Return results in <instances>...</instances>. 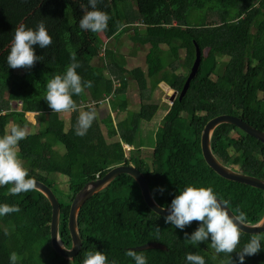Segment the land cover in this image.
<instances>
[{
    "label": "trees",
    "instance_id": "16d2710c",
    "mask_svg": "<svg viewBox=\"0 0 264 264\" xmlns=\"http://www.w3.org/2000/svg\"><path fill=\"white\" fill-rule=\"evenodd\" d=\"M81 4L91 10L88 0H0V136L8 129L10 133L14 124L29 126L32 131H26V137L18 142V154L28 177L52 190L51 176L68 180L66 192L60 198L53 190L61 207L63 244L71 246L67 225L75 195L87 182L102 178L120 165L135 166L143 174L161 207L170 208L171 201L188 185L211 187L235 216L244 213L246 224L257 223L264 215V192L216 175L203 159L200 141L206 123L221 115L240 117L264 132V0H99L97 8L107 13L109 20L107 27L97 33L79 28ZM132 4L136 6L134 12ZM203 11L202 21H192L194 12ZM210 12H216L217 21L206 19ZM41 21L52 37V43L43 49L33 46L35 55L42 59L30 68H8L6 57L16 27L23 24L35 28ZM124 36L148 49L144 69H130L128 73L125 63L115 60V56L122 55L115 48ZM115 39H119L116 47L111 45ZM195 45L201 51L210 50L216 61L203 62L186 96L182 100L177 98L169 108L164 107L167 113L155 135L150 160H129L123 146H136L142 123H150L162 106L145 104L138 114L127 112L126 119L117 127L109 112L103 119L107 137L101 135L103 131L95 118L83 136L76 134L78 109L94 110L89 104L100 102L103 95L121 96L128 85L125 72L134 77L143 91L147 79L170 68L171 74L164 75L161 81L180 93L187 79L186 71L195 59ZM73 53L80 65L76 72L82 83L91 81V87L72 96L77 109L71 111L68 125L64 123L59 129V114L44 99L46 83L65 71L72 63ZM181 54H185L184 59ZM162 57L170 61L164 62ZM98 59L102 64L110 62L107 68L103 67L107 74L94 65ZM181 68L184 73L176 74V69ZM112 72L120 80L119 87H114ZM24 100L28 103L21 111L9 106L10 102ZM123 106L127 111V104ZM100 107L97 105V109ZM45 113L46 125L29 120L31 114ZM211 145L214 155L225 166L264 180L261 142L224 124L214 131ZM11 186H0V204L19 210L0 216V264H9L11 240L19 236L17 227L22 220L36 232L21 236V247L15 252L17 264H83L87 253L97 250L117 264H135L125 252L148 243L162 244L167 250L136 251L144 255L146 264H186L187 253L200 255L205 264H238L237 252L243 245L253 236L264 238V234L240 232L237 248L231 254L215 253L209 247L210 235L194 247L185 240V234L190 236L203 222L193 220L183 229L165 223L166 217L147 207L135 180L122 175L82 207L78 217L82 249L73 259H65L51 247L52 208L46 198L35 190L12 195ZM41 249L44 256L35 258ZM261 249L246 257L244 264H264V240Z\"/></svg>",
    "mask_w": 264,
    "mask_h": 264
},
{
    "label": "clouds",
    "instance_id": "9594fccd",
    "mask_svg": "<svg viewBox=\"0 0 264 264\" xmlns=\"http://www.w3.org/2000/svg\"><path fill=\"white\" fill-rule=\"evenodd\" d=\"M98 2L99 0H88V8L91 10L85 9V6L81 4L83 15L78 24L80 29L97 33L107 27L109 16L97 8ZM51 43L52 37L43 21L37 23L35 28L26 27L23 24L19 25L14 31L11 47L6 57L7 67L11 69L30 68L35 61L42 59V57L35 55L33 46L38 45L43 49ZM70 59L72 63L66 66L65 71L54 75L46 83L44 99L47 101L48 107L54 112L76 110L77 105L72 96L79 95L85 87H91V81H83L82 83L81 76L76 72L80 65L76 61L74 53ZM173 92L176 91L173 90ZM109 99L110 97L105 95L97 104L106 102L107 105ZM171 105L172 102L170 101ZM94 118V110L80 112L76 134L83 136ZM26 134L25 127L13 126L10 133L6 132L0 136V186L11 184L9 192L12 195L30 191L35 187L34 179L28 177L27 169L18 154V142L23 140ZM18 210L16 206L0 204V216ZM170 210L171 213L166 216L165 223L171 222L175 228L183 229L193 220L203 222L190 236L185 234V240L189 241L192 246L195 247L200 242L206 241L210 235L211 244L209 247L214 249L215 253L231 254L237 248L240 238L239 229L245 223L246 216L244 213H240L235 216L234 221L224 203L218 200L211 187L186 186L171 201ZM262 240L264 238L260 236H253L245 243L237 252L238 264H244L246 257L261 251ZM125 255L130 257L135 264H146V258L143 254H138L129 249ZM17 260V254L15 252L10 253L9 264H17ZM185 261L186 264H205L203 257L192 253L185 255ZM83 264H117V261L115 259L108 260L105 252L97 250L87 253Z\"/></svg>",
    "mask_w": 264,
    "mask_h": 264
},
{
    "label": "water",
    "instance_id": "95a60500",
    "mask_svg": "<svg viewBox=\"0 0 264 264\" xmlns=\"http://www.w3.org/2000/svg\"><path fill=\"white\" fill-rule=\"evenodd\" d=\"M195 61L192 66L191 72L185 82V85L180 93L173 92L170 98L171 102H174L177 98L182 100L189 88L190 84L197 76L202 63V51L195 45ZM231 125L235 127L240 132L247 136H250L264 145V132L257 130L253 126L249 125L243 119L231 115H221L209 120L201 134V152L206 165L220 178L227 181L235 182L245 186H249L254 189H258L264 192V180L253 177L242 172H239L233 168L225 166L221 161L217 159L214 155L211 145L212 136L214 131L221 125ZM122 175L130 176L137 183L143 200L147 207L156 215L166 217L171 213L170 208H164L157 204L155 201L148 183L145 180L143 174L135 166L120 165L109 170L105 176L102 178H97L96 180L87 182L82 189L75 195L71 205L68 216V231L71 238V246L67 248L60 237V223H61V207L59 201L54 194L53 190L46 184L39 180H35V190L41 193L52 208V216L50 223V243L51 247L56 254L65 258L73 259L78 255L82 249V239L78 227V217L82 207L85 203L91 199L93 196L105 190L109 187L115 179ZM218 198V197H217ZM218 200L222 201L220 198ZM223 202V201H222ZM224 203V202H223ZM229 215L235 221V214L231 209L224 203ZM240 232L248 235H259L264 234V215L255 224H246L240 226ZM135 251H145V250H163L166 251L167 248L159 243H148L142 247L133 248Z\"/></svg>",
    "mask_w": 264,
    "mask_h": 264
},
{
    "label": "rangeland",
    "instance_id": "374dc122",
    "mask_svg": "<svg viewBox=\"0 0 264 264\" xmlns=\"http://www.w3.org/2000/svg\"><path fill=\"white\" fill-rule=\"evenodd\" d=\"M131 9L132 12L136 11V6L135 4L131 5ZM204 11L203 12H194V14H192V21L198 20V21H202V19L204 18ZM206 19L208 21L210 20H214L217 21L218 17L216 12H210L207 13V17ZM119 40V39H118ZM118 40H113L112 44L114 47H116V42ZM118 46L117 48H115V50L117 49L123 56H125V61H127V64L130 66V68H132V60L130 59V56L133 54H142V52H145L146 50L148 51L147 48H141V46L138 45V43L133 42L130 39H127L126 36H124V38H122L121 42L118 41ZM111 50H113V47H111ZM114 51V50H113ZM121 55V56H122ZM164 62H168L170 61V59L168 57H162ZM115 60L117 61H122L120 60V56H115ZM216 58L215 55L209 51V50H205L203 52V62L204 64H213L215 63ZM213 79H216L215 76H212ZM5 100V99H4ZM28 101V100H27ZM26 100H24L23 102H10L9 106H11L13 109H16L17 111H21L23 109V106L28 103ZM170 98H164V104L165 106H167L169 108L170 106ZM165 110H159L155 116V120L152 123H143L141 126V130L139 133V140L136 142V146L134 148H130L128 146H123L124 152L126 157L130 160L131 158H135L137 160H139V158H143L145 160H150L152 158V153L155 147L154 142L156 141L155 135L158 131V128L160 126L161 120H162V116L165 113ZM97 114L95 113V120L96 123L99 124L100 128L102 129L105 125L103 123L102 117H104L107 113L106 110H102V114L99 113V111H96ZM109 113V112H108ZM58 116H59V120H61L60 125H58L59 129L64 127V123L65 125H68V123L70 122V118H71V111H61L58 112ZM31 117L29 118V120L32 122V124H36V123H43L44 125L47 124L48 121V113H45V115H41V114H31ZM113 116L115 117L116 115L113 113ZM184 117H186L185 114H183ZM164 118V117H163ZM114 119H117L114 118ZM14 126H17L16 124H14ZM32 129L29 128V126L26 128V131H29ZM9 132V129H8ZM102 136L107 137V131H106V135L101 133ZM112 141H116V139H113ZM141 145V146H140ZM49 182L52 184L53 186V190L55 192V194L57 195V197H61V193L66 192L65 189H67L68 187V180L63 177V176H55V178H53L52 176L49 179ZM32 225L30 223H26L25 221H20L17 229H18V235L19 236H14L13 239L11 240V251L12 252H16V250L20 247V241L22 240L21 236L24 238L25 235H29V234H34L36 231H34L32 229ZM44 256L43 255V249H41V252L39 251V253L37 254V256L35 258H40Z\"/></svg>",
    "mask_w": 264,
    "mask_h": 264
},
{
    "label": "crops",
    "instance_id": "0c3cea01",
    "mask_svg": "<svg viewBox=\"0 0 264 264\" xmlns=\"http://www.w3.org/2000/svg\"><path fill=\"white\" fill-rule=\"evenodd\" d=\"M142 49V47L140 48ZM147 50L145 52H142V54H133L130 56V59L132 60V68L127 64V61H125V56H120V60L125 63V67L128 68V73L130 72V69H136V68H142L144 69L146 66V55H147ZM182 55V54H181ZM123 57V58H122ZM107 64L111 65L110 62H105L102 64V62L98 59L95 61L96 66L100 67L102 71L106 72L103 67L107 68ZM132 71V70H131ZM146 71V70H144ZM172 69L170 68H165V70L157 75L153 76L152 78L147 79V84L146 87L142 90H140L138 87L137 81L134 79V77L130 76L127 72L124 73V80L127 81V89L126 91L121 95V96H114V94L110 95V99L108 101V104L106 105V102L104 104H97V103H90L89 108H92L95 110V113L97 114L96 111H99V113L102 114V110H106L107 113L104 117H102V120L105 119L108 115V112H110L113 125L117 127L119 123H121L123 120L126 119L127 117V112L129 114H138L141 110V107L145 104L153 105V106H162L163 110H165L162 120L159 128L163 126V117L166 115V110L165 104H164V98H171L172 97V91L173 89L167 85L165 82H162L161 79L165 77L164 75L168 74L170 72L171 74ZM176 74H182V68L181 69H176ZM113 73V74H112ZM111 77L113 79L114 87H119L120 86V80L118 77H116L115 73L112 72ZM107 74V72L105 73ZM166 86L168 90H166L164 87ZM105 96V95H103ZM117 103V104H116ZM123 104H127V111L124 109ZM97 105L102 106L100 109H97ZM106 105V106H105ZM84 107L79 108V113L82 112ZM161 109V110H162ZM113 113L116 115L115 117L113 116ZM117 119H114L116 118ZM154 119L150 122L152 123ZM143 124V123H142ZM149 124V123H148ZM142 126V125H141ZM158 128V129H159ZM103 134L106 135V131L104 128H102Z\"/></svg>",
    "mask_w": 264,
    "mask_h": 264
},
{
    "label": "flooded vegetation",
    "instance_id": "af4514ba",
    "mask_svg": "<svg viewBox=\"0 0 264 264\" xmlns=\"http://www.w3.org/2000/svg\"><path fill=\"white\" fill-rule=\"evenodd\" d=\"M206 50H208V49H206ZM205 50H203L202 51V63H203V52H204ZM210 51V50H209ZM183 56V59H184V57H185V54H183L182 55ZM194 61H195V59H194ZM182 63H183V61H182ZM202 63H201V65H202ZM193 64H194V62H193ZM193 64H192V66H193ZM192 66H191V68L189 69V70H187L186 71V74H187V76H186V78H188V76H189V74H190V72H191V69H192ZM200 70V69H199ZM184 73V71H183V69H182V74ZM198 75V74H197ZM187 80V79H186ZM186 82V81H185ZM185 85V84H184ZM184 87V86H183ZM189 91V90H188Z\"/></svg>",
    "mask_w": 264,
    "mask_h": 264
}]
</instances>
